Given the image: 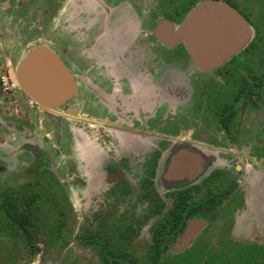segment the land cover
Listing matches in <instances>:
<instances>
[{
    "label": "flooded vegetation",
    "instance_id": "1",
    "mask_svg": "<svg viewBox=\"0 0 264 264\" xmlns=\"http://www.w3.org/2000/svg\"><path fill=\"white\" fill-rule=\"evenodd\" d=\"M207 1L254 30L211 66L159 30ZM38 49L73 83L58 105L21 86ZM263 59L264 0H0V234L20 264H264Z\"/></svg>",
    "mask_w": 264,
    "mask_h": 264
},
{
    "label": "water",
    "instance_id": "2",
    "mask_svg": "<svg viewBox=\"0 0 264 264\" xmlns=\"http://www.w3.org/2000/svg\"><path fill=\"white\" fill-rule=\"evenodd\" d=\"M161 26L160 31H170L186 40L198 63L210 66L231 57L242 47L249 32L247 22L235 9L214 1L196 7L178 28ZM19 75L22 88L45 105H58L74 89L58 57L42 49L25 60ZM42 80L61 84L42 85Z\"/></svg>",
    "mask_w": 264,
    "mask_h": 264
},
{
    "label": "rangeland",
    "instance_id": "3",
    "mask_svg": "<svg viewBox=\"0 0 264 264\" xmlns=\"http://www.w3.org/2000/svg\"><path fill=\"white\" fill-rule=\"evenodd\" d=\"M236 5L239 7L242 6V0H232ZM255 11L253 10L252 13V20L255 23L256 17H255ZM252 28V27H251ZM254 40V30L253 28L249 30L248 36L242 46L243 49H246L249 45H251L252 41ZM254 62H257V59L253 57ZM264 61V59H263ZM43 132V131H39ZM13 133V131H12ZM15 136V134H13ZM11 144V143H10ZM264 176H262L258 182V192L255 194H264ZM15 185V184H14ZM5 187V185L0 184V190ZM76 196V200H74L75 205L78 207L79 204L77 201H79V194H69V196ZM77 202V203H76ZM74 232V231H73ZM49 239L48 237H46ZM72 238V237H70ZM48 253V252H46ZM27 255L26 249H24V245L21 240L17 239L16 237H10L7 233L0 234V264H20L21 260H26L24 256ZM74 264V262H71Z\"/></svg>",
    "mask_w": 264,
    "mask_h": 264
},
{
    "label": "trees",
    "instance_id": "4",
    "mask_svg": "<svg viewBox=\"0 0 264 264\" xmlns=\"http://www.w3.org/2000/svg\"><path fill=\"white\" fill-rule=\"evenodd\" d=\"M11 200L13 199H10L9 201ZM8 218H9V222L11 223V227L13 228V230L18 229L17 226H21V225H23L24 228H26L27 227L26 225L32 223V220L29 219L27 216L24 218H19V216H17L16 213H13V214L9 213ZM30 236L31 234H29V237Z\"/></svg>",
    "mask_w": 264,
    "mask_h": 264
}]
</instances>
